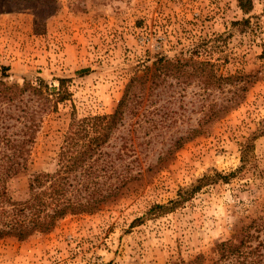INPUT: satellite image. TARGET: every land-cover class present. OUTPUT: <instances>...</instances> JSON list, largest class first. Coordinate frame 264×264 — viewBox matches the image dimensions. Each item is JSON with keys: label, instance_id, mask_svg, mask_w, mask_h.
Wrapping results in <instances>:
<instances>
[{"label": "rangeland", "instance_id": "rangeland-1", "mask_svg": "<svg viewBox=\"0 0 264 264\" xmlns=\"http://www.w3.org/2000/svg\"><path fill=\"white\" fill-rule=\"evenodd\" d=\"M36 4L47 10L41 0ZM51 6L35 28L33 5L0 0V80L22 85L41 77L58 87L64 78L68 93L56 111L39 115L26 145L27 167L7 184L13 199L27 197L32 173L55 170L71 117L112 113L129 79L158 57L193 56L230 78L213 88L179 73L135 89L143 99L128 103L107 149L126 142L123 164L138 177L92 214L67 215L49 233L24 240L0 238V264H172L199 254L210 263L217 243L253 224L261 226L249 228L258 236L249 243L255 252L237 263L264 264L258 245L264 243V0H253L248 12L237 0H55ZM21 97L12 104L38 106L28 92ZM1 108L11 117L0 131L15 138L21 112ZM1 148L10 152L0 140ZM234 170L228 180L215 176ZM203 176L210 180L173 210L149 212Z\"/></svg>", "mask_w": 264, "mask_h": 264}, {"label": "trees", "instance_id": "trees-1", "mask_svg": "<svg viewBox=\"0 0 264 264\" xmlns=\"http://www.w3.org/2000/svg\"><path fill=\"white\" fill-rule=\"evenodd\" d=\"M11 1L33 5L35 9L33 23L37 28L41 24V17L53 10L51 3L55 0H41L47 6L46 11L34 8L37 0ZM237 2L244 12L250 11L253 7V0H237ZM181 59L173 61L161 56L150 65H144L141 76H133L129 79L112 113L81 118L71 117L59 148L55 170L32 173L28 178V195L25 199L12 198L8 192V181L27 167L29 149L26 145L32 142L33 135L38 130L41 114L56 111L58 103L64 101L68 93L63 85L64 78L58 80V87L49 86L41 77H37L35 81L25 80L22 85L7 84L0 80V103L8 108L14 105L21 112L16 118V121L21 123V126L16 127L18 136L11 138L6 132L0 131V140L5 145V149L10 150L6 152L0 149V238L14 237L24 240L35 234L49 233L67 215L96 212L101 206L115 199L129 181L137 178V175L131 174V170H128L129 164H123V155L128 151L126 142L116 150L107 149L110 147L113 132L123 120L128 103L141 102L143 99V96L138 95L135 89L143 91L148 81L150 87L158 84L157 80L160 77L162 79L165 75L176 76L179 73L185 80L198 77L203 83L213 88L230 78L218 76L209 61L198 60L193 56ZM6 69L2 67L3 71ZM25 92L36 98L38 106L32 111H27L17 104L19 101L23 102L21 95ZM14 101L17 103L12 104ZM8 117H11L10 114L1 108V128L4 125L3 121ZM254 138L255 136H252L248 139L242 150L243 164L248 160L247 152L253 146L251 142ZM236 171L227 174L217 172L215 176L228 180ZM208 180L210 178L207 176L197 179L195 184L181 190L176 200H170L168 204H154L149 212L157 210L163 213L173 210ZM249 228L259 231L261 226L250 225L243 229L238 238L217 243L218 257L210 263H206L203 256L199 254L192 259H181L172 264H224L225 260H234L236 262L233 264H238L239 259L241 263L246 262L255 252L249 243L253 238H258L250 232ZM258 245L264 246V243L259 242ZM248 249L251 250L248 251ZM247 264H253V261Z\"/></svg>", "mask_w": 264, "mask_h": 264}]
</instances>
